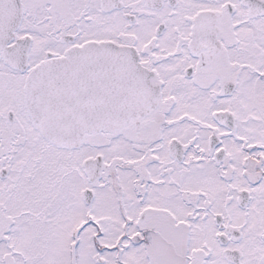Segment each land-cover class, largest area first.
Returning <instances> with one entry per match:
<instances>
[{
  "label": "snow or ice",
  "instance_id": "1",
  "mask_svg": "<svg viewBox=\"0 0 264 264\" xmlns=\"http://www.w3.org/2000/svg\"><path fill=\"white\" fill-rule=\"evenodd\" d=\"M0 264H264V0H0Z\"/></svg>",
  "mask_w": 264,
  "mask_h": 264
}]
</instances>
